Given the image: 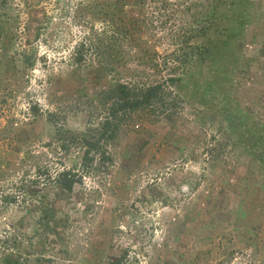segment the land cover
<instances>
[{
  "label": "rangeland",
  "instance_id": "rangeland-1",
  "mask_svg": "<svg viewBox=\"0 0 264 264\" xmlns=\"http://www.w3.org/2000/svg\"><path fill=\"white\" fill-rule=\"evenodd\" d=\"M103 1L0 0V264H264V147L250 140L254 127L264 135V0L178 9L168 31L233 3L231 34H213L207 59L193 51L170 119L119 112L86 170L69 139L108 117L110 89L152 81L151 60L181 55L160 4ZM126 16L146 21L148 49L109 48ZM61 171L76 174L69 191L53 182Z\"/></svg>",
  "mask_w": 264,
  "mask_h": 264
},
{
  "label": "trees",
  "instance_id": "trees-1",
  "mask_svg": "<svg viewBox=\"0 0 264 264\" xmlns=\"http://www.w3.org/2000/svg\"><path fill=\"white\" fill-rule=\"evenodd\" d=\"M222 0H213L211 3H220ZM241 8L242 5L245 7V0H239ZM189 0H114V1H103L102 3H108V7H114L117 5H124V3H131L132 5L144 6L146 4L158 3L161 5V12L166 14L164 22L158 20L161 32H165L163 37L170 36L174 40L176 52H181L180 56L174 54L172 59L165 58L162 59L161 63L159 61L151 60L153 63V68L156 69V76L151 81L143 83H118L113 88L110 89L111 100L113 101L111 107L108 109V117L104 119L102 123H99L98 128L93 129L87 133L76 134L74 137L69 139L70 145H78L83 148L82 162L83 168H91L94 161V156L99 153L101 149V142L106 139L109 140L114 135L116 125L113 121L116 120L117 114L119 112L123 113H146L152 114L153 116L161 117L164 120L170 119L172 117V109L175 103V94L173 89L176 88L178 84L183 81V76L186 71V66L192 63L193 58L198 57L194 55L193 51L201 52L204 58H209L213 55L216 46L215 43H219L218 40H213V34L218 31L221 33L220 37L227 38L224 34H231V29L228 26V17L232 14L230 9L231 5L224 6L222 8H215L211 13H207L199 22L192 26H188V23H182L176 31H168L166 25L170 23L172 16H176L177 13H182L178 11L185 3H189ZM173 3V5L171 4ZM183 3V4H182ZM155 9V8H154ZM242 11V10H241ZM161 12L159 13L161 15ZM239 13V15H242ZM227 15V16H226ZM245 16H241L240 22L238 24L243 28L245 27ZM142 19V20H141ZM138 19L135 16H126V20L119 19L118 24H114V29H112L111 34L106 37L110 43V47L113 50L118 38L126 42L123 47L125 51L129 54L131 52L140 53L142 50H146L147 43L145 42L146 35L148 32L146 29V21L143 18ZM153 23V29H156ZM160 30V29H159ZM167 30V31H165ZM224 33V34H223ZM107 35V33H103ZM162 37V38H163ZM183 40L181 42L180 38ZM166 38V37H165ZM163 38V39H165ZM179 38V39H178ZM178 39V41L176 40ZM202 40L203 44H196L197 40ZM160 40V39H159ZM196 40V41H195ZM177 41V42H176ZM198 42V41H197ZM223 44V43H222ZM221 44V45H222ZM187 49V52H186ZM83 45L80 44L72 55L73 64L81 65L84 62V55L82 54ZM110 50V51H111ZM155 56L158 53L154 51ZM169 66V67H168ZM165 70V75H162V71ZM259 129L254 127L251 135V146L260 148L264 147V135L259 133ZM64 147H62L63 149ZM66 150V148H64ZM68 151V150H66ZM76 174L71 171H61L56 174L53 182L60 185L62 190L69 191L74 183ZM48 220H46L47 225L45 226L48 233L54 237L61 239L60 230L63 226V221H55L52 215H48ZM1 264H19L18 259L15 260L11 255H5L1 259Z\"/></svg>",
  "mask_w": 264,
  "mask_h": 264
}]
</instances>
